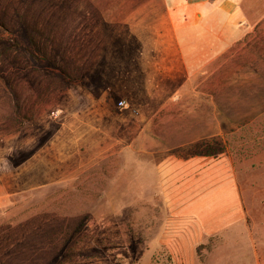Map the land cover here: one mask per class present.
<instances>
[{
	"label": "rangeland",
	"instance_id": "374dc122",
	"mask_svg": "<svg viewBox=\"0 0 264 264\" xmlns=\"http://www.w3.org/2000/svg\"><path fill=\"white\" fill-rule=\"evenodd\" d=\"M145 1L0 0V264H264V0H232L216 117L151 119L87 100L105 88V13ZM230 173L242 212L194 239L175 213L189 197L164 189Z\"/></svg>",
	"mask_w": 264,
	"mask_h": 264
},
{
	"label": "crops",
	"instance_id": "0c3cea01",
	"mask_svg": "<svg viewBox=\"0 0 264 264\" xmlns=\"http://www.w3.org/2000/svg\"><path fill=\"white\" fill-rule=\"evenodd\" d=\"M163 2L161 12L157 0H146L144 9L105 13V88L100 96L91 94L87 100L96 103L98 98L106 105L115 102L111 97L117 94L130 102L126 109L131 114L142 118L216 117L214 112L206 113L205 103L207 96L215 101L216 86H221L220 78L210 75L240 35L236 4L232 0ZM115 30L124 36L113 37ZM207 86L213 87L212 92ZM172 192L164 189V196L190 199L175 213L192 220L186 229L194 239L200 232L221 231L242 212L232 173L201 192Z\"/></svg>",
	"mask_w": 264,
	"mask_h": 264
},
{
	"label": "built area",
	"instance_id": "2783aa9c",
	"mask_svg": "<svg viewBox=\"0 0 264 264\" xmlns=\"http://www.w3.org/2000/svg\"><path fill=\"white\" fill-rule=\"evenodd\" d=\"M119 105L122 107H125L128 105V102L126 100L122 99L119 101ZM59 112H60L59 110H56V114H58Z\"/></svg>",
	"mask_w": 264,
	"mask_h": 264
}]
</instances>
